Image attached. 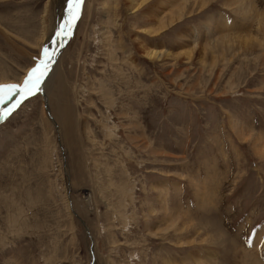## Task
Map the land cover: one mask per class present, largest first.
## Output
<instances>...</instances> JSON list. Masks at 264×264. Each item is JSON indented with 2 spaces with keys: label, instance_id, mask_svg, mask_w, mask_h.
<instances>
[{
  "label": "rangeland",
  "instance_id": "374dc122",
  "mask_svg": "<svg viewBox=\"0 0 264 264\" xmlns=\"http://www.w3.org/2000/svg\"><path fill=\"white\" fill-rule=\"evenodd\" d=\"M175 1L0 0V264H264V0Z\"/></svg>",
  "mask_w": 264,
  "mask_h": 264
},
{
  "label": "bare ground",
  "instance_id": "6f19581e",
  "mask_svg": "<svg viewBox=\"0 0 264 264\" xmlns=\"http://www.w3.org/2000/svg\"><path fill=\"white\" fill-rule=\"evenodd\" d=\"M143 1H145V0H143ZM178 0H176L175 2H177ZM186 1V0H185ZM171 3V2H170ZM150 6H152V5H150ZM148 7H149V5H148ZM61 8H62V10H63V8H64V10L62 11L63 12V14H61V16H60V18L57 20V22H55V20H56V18H55V20H54V24H55V28H56V30H55V28H53L54 29V32H52V33H50V34H47L46 33V25H44L43 27V34H42V39H47V41L50 39H52L53 40V35L57 32V34H56V37L55 38H57V37H59V38H63V36L65 35L64 34V32L65 31H67L68 30V24H70L71 23V17L69 16V14H68V0H61ZM236 9L238 10V12H239V14L241 15V16H243V18H245V20H248V12L246 11V9H245V4H244V2H243V0H236ZM57 13H60V12H57ZM197 13H199V12H197ZM56 17V16H55ZM261 17H262V15H260V16H258V20H257V23H256V26H257V28L258 29H261V30H263L264 31V22H263V20H261ZM179 18H181V13H178V19ZM176 21L177 20H175V21H171L168 25H167V29L168 28H170V27H172L173 25H174V23H176ZM62 26V27H61ZM65 27V28H64ZM62 30V32H60L59 30ZM197 29V28H196ZM198 30V29H197ZM58 33L59 34H61V35H59L58 36ZM157 34V30H153L152 32H149V34H152V38L154 37L153 35L154 34ZM263 34H264V32H263ZM65 39V38H64ZM63 39V40H64ZM223 38L221 37V40H222ZM256 40H257V38H255ZM255 39L254 40H250V39H242V40H244V42H242V43H244L245 44V46H246V43L249 45V44H251V42H253V41H255ZM224 40V39H223ZM228 40V39H227ZM55 41V40H54ZM53 41V42H54ZM60 41V40H59ZM234 41V40H233ZM50 42H52V41H50ZM49 42V43H50ZM246 42V43H245ZM61 43V42H60ZM59 43V44H60ZM220 43H221V41H220ZM241 43V42H240ZM221 45V44H220ZM227 45V44H226ZM243 45V44H242ZM223 46V45H222ZM235 46V45H234ZM240 46V45H239ZM244 46V45H243ZM242 46V47H243ZM50 48V47H49ZM151 50H148V48H146L145 50H144V54L149 58V59H158V58H160V57H162L163 56V54H162V52H160V51H152V48H150ZM50 50V49H49ZM52 51V50H51ZM55 51V50H54ZM52 58H53V56H51ZM45 59V58H44ZM56 58L54 57V59L52 60V63L50 64V66H49V71H48V73H47V75H46V77L44 78V82L42 83V87H41V91H40V93H43V96H44V99H45V101H46V99L48 98V95H51V93H52V90H51V84H54V82H55V79H56V76L55 77H53V75H54V73L52 74V72H53V69H55L56 67H57V62H56V60H55ZM52 74V75H51ZM6 77V76H5ZM3 78V79H1L0 80V83H7V82H11V81H7L6 80V78ZM22 80V79H21ZM21 97H19V99L18 100H16V101H13V102H9V104H7V105H3L1 108H0V113H7V112H11L12 110H13V108H14V106L16 105V103H19V101H21L22 99H20ZM48 101V100H47ZM43 104V103H42ZM49 106H51L52 107V109H53V111L55 110L54 109V107L52 106V103H47ZM46 106V105H45ZM49 108V107H48ZM65 109H67V108H65ZM67 110H69V109H67ZM55 112V114L57 115L56 117L58 118L57 120H58V122H59V124H60V126L64 123V117H63V115H60L59 113H57V111L55 110L54 111ZM66 113V112H65ZM64 113V114H65ZM48 114H49V112H48ZM50 116V115H49ZM59 119H60V121H59ZM64 125H66V124H64ZM159 235V234H158ZM200 243H202V242H200ZM191 245H194V244H191ZM189 248H191V246H181V247H179V249H189Z\"/></svg>",
  "mask_w": 264,
  "mask_h": 264
},
{
  "label": "snow or ice",
  "instance_id": "6c2138e0",
  "mask_svg": "<svg viewBox=\"0 0 264 264\" xmlns=\"http://www.w3.org/2000/svg\"><path fill=\"white\" fill-rule=\"evenodd\" d=\"M84 3L85 0H68V14L73 21L79 19V10ZM68 27L70 29L72 27V24L70 23ZM59 35L60 34L58 33V36ZM42 55L45 57V59L41 60L35 67L30 70L28 77L25 79L22 86H17L14 84L0 85V92H2L5 88L11 90L7 95H0V104L8 103V101L12 100V97L17 93L23 94L24 99H27L41 90V85L44 82V77L49 71V63L52 60L48 48L45 47L42 50ZM22 102L23 101L21 100L19 103ZM19 103L14 106L13 111L16 107H19ZM9 115H11V112L0 113V122L6 119Z\"/></svg>",
  "mask_w": 264,
  "mask_h": 264
},
{
  "label": "water",
  "instance_id": "95a60500",
  "mask_svg": "<svg viewBox=\"0 0 264 264\" xmlns=\"http://www.w3.org/2000/svg\"><path fill=\"white\" fill-rule=\"evenodd\" d=\"M47 115L49 116L48 112H47ZM49 118H50V116H49ZM50 121H52L51 118H50ZM52 122H53V121H52ZM61 149H62V148H61ZM62 153H63V150H62ZM63 154H64V153H63ZM64 166H65V164H64ZM69 202H70V201H69ZM69 206H70V208H71V204H70V203H69ZM71 212L73 213L72 210H71ZM73 215H74V217L79 221V223L81 224V226L85 229L86 236H87V238H88V239L90 240V242H91V246H90V248H89V252H90V262H89V264H94L93 245H92V239H91V236H90V234H89V231H88V229L86 228V226H85L83 220H82L78 215H76L75 213H73Z\"/></svg>",
  "mask_w": 264,
  "mask_h": 264
}]
</instances>
